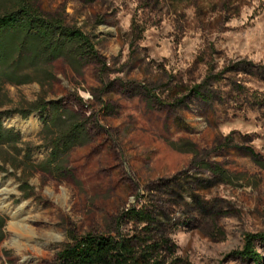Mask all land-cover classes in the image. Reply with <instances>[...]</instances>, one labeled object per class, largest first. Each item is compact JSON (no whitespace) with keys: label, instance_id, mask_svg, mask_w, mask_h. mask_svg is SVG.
Segmentation results:
<instances>
[{"label":"rangeland","instance_id":"rangeland-1","mask_svg":"<svg viewBox=\"0 0 264 264\" xmlns=\"http://www.w3.org/2000/svg\"><path fill=\"white\" fill-rule=\"evenodd\" d=\"M38 6L87 35L98 62L55 60L42 89L5 87L0 112L43 98L89 136L51 162L40 112L1 117L20 140L0 155V264H57L86 235L136 237L153 247L145 264H255L236 253L264 235V0Z\"/></svg>","mask_w":264,"mask_h":264},{"label":"trees","instance_id":"trees-1","mask_svg":"<svg viewBox=\"0 0 264 264\" xmlns=\"http://www.w3.org/2000/svg\"><path fill=\"white\" fill-rule=\"evenodd\" d=\"M58 59L64 60L75 73L93 61L98 62L89 37L66 26L62 20L43 14L38 0H0V107L7 98L5 87L36 82L42 89L45 80L53 79L50 68ZM34 112L42 115L41 133L47 138L49 161L55 162L61 155L88 142L85 124L76 112L39 98L25 110L0 112V155L6 149H15L20 140L13 130L2 127L1 117L10 113L28 117ZM5 165L0 158V171ZM4 227L5 221L0 215V242ZM134 238L102 235L73 238L59 252L57 264H145L153 247L139 246L138 250ZM255 241L263 244L264 254V235H247L244 250L236 255L260 264L264 255L255 251Z\"/></svg>","mask_w":264,"mask_h":264},{"label":"bare ground","instance_id":"bare-ground-1","mask_svg":"<svg viewBox=\"0 0 264 264\" xmlns=\"http://www.w3.org/2000/svg\"><path fill=\"white\" fill-rule=\"evenodd\" d=\"M0 202H1V201H0ZM1 203H3V202H1ZM2 209H3V208H2ZM13 220H14L15 222H12V224H11V228H12L14 231H16V232L21 231L22 228H20V227H22V226H19V225L17 224V222H16V221H19V216H18V217H14Z\"/></svg>","mask_w":264,"mask_h":264}]
</instances>
